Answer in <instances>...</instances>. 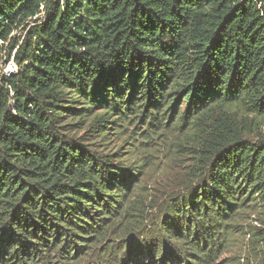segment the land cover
I'll return each instance as SVG.
<instances>
[{
    "label": "trees",
    "instance_id": "16d2710c",
    "mask_svg": "<svg viewBox=\"0 0 264 264\" xmlns=\"http://www.w3.org/2000/svg\"><path fill=\"white\" fill-rule=\"evenodd\" d=\"M14 50L0 264H217L239 209L264 199V0H0V62ZM171 130L192 140L198 184L142 242L150 158L123 159L109 135ZM124 220L129 247L101 253Z\"/></svg>",
    "mask_w": 264,
    "mask_h": 264
},
{
    "label": "rangeland",
    "instance_id": "374dc122",
    "mask_svg": "<svg viewBox=\"0 0 264 264\" xmlns=\"http://www.w3.org/2000/svg\"><path fill=\"white\" fill-rule=\"evenodd\" d=\"M14 54L15 50L9 60L0 62V75L18 70ZM255 132L264 139V125ZM109 136L108 149L112 148L114 152H119L123 159L130 158L131 161H139L141 164L150 158L148 166L140 176L141 183L146 186V191H144L147 199L145 218H141L144 225L134 232L136 235L140 234L142 242H145L144 239L149 241L153 237L150 231L155 227V224L161 220V217L168 218L167 207L171 203L182 204L180 197L184 194L187 197L194 194V188L198 183L188 177L189 168L194 158L191 152L194 146L193 142L186 134L178 130H171L161 140H153L148 144L142 143L141 136L134 135L127 140L120 135ZM123 222L114 228L108 241H104L102 245L99 244L101 253H104L105 246L113 243L118 249L122 248L124 251L127 244L129 247L128 241L134 233L132 230L126 229L127 223L125 220ZM232 225L231 241L217 260V264H264V199L241 207ZM167 242L174 247L173 239L167 238ZM86 259L87 257L83 262L74 264H87L88 260L86 261Z\"/></svg>",
    "mask_w": 264,
    "mask_h": 264
}]
</instances>
